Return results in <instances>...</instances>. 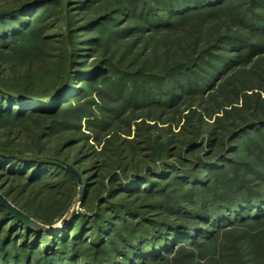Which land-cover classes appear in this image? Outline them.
I'll return each mask as SVG.
<instances>
[{
    "label": "trees",
    "instance_id": "16d2710c",
    "mask_svg": "<svg viewBox=\"0 0 264 264\" xmlns=\"http://www.w3.org/2000/svg\"><path fill=\"white\" fill-rule=\"evenodd\" d=\"M33 37L65 46L61 85L41 90L31 77L35 54L25 43ZM86 53H95L83 61L89 76L75 84ZM263 88L264 0L0 6V181L23 182L24 192L0 190L52 224L78 192L73 167L84 180L79 200L86 208L48 231L27 226L0 203V264H158L181 256L243 264L244 243L255 264H264V100L251 103ZM98 97L109 103L101 116ZM139 110L150 111L143 125L163 121L170 129L155 147L143 131L156 162L131 168L125 159L136 157L125 153L115 123ZM84 118L96 140L113 129L103 142L115 144L116 167L98 186L96 164L80 168V160L61 158L66 147L88 142V134L76 136ZM124 121L129 129L134 122ZM63 132L74 134L51 152L47 142Z\"/></svg>",
    "mask_w": 264,
    "mask_h": 264
},
{
    "label": "rangeland",
    "instance_id": "374dc122",
    "mask_svg": "<svg viewBox=\"0 0 264 264\" xmlns=\"http://www.w3.org/2000/svg\"><path fill=\"white\" fill-rule=\"evenodd\" d=\"M14 0H0V6L3 4H12ZM44 9H40V12H42ZM58 31L57 28L51 29V32H56ZM60 41H55L54 39L48 40V42L43 41L42 39L38 37H33L29 41L25 43V49L28 51L29 54L33 53L35 54L32 58L33 61V67L30 71V75L32 78L38 81L39 87L41 90H46L48 89L49 86H53L55 83L56 85H61L60 81V76L63 74L64 70L67 67L68 64V53L67 50H65V46L63 43H59ZM36 47L40 49H36ZM105 47V46H103ZM103 50L106 48H102ZM100 51V50H99ZM85 55L88 56H95V53L93 55H90L89 53H86L82 55L81 57V64L78 66V72L74 74V80L73 82H76L75 84H81V80L85 78L87 75L89 76V73L85 71V65L83 61L85 60ZM100 57V53H98V59ZM119 57V56H118ZM117 57V60H118ZM94 58V57H93ZM93 58L89 60V66H92L95 61H93ZM252 93L251 91H249ZM253 97L251 99V103L253 104L256 99L264 100V88L261 90H256L253 93ZM94 98H96L94 96ZM106 100V99H105ZM102 100L100 97L96 99V106L95 109L96 112L95 114L101 116L103 114H106L107 112L104 110V108H107L109 103L106 100ZM103 111H101V110ZM150 113L148 110H139L131 115L125 116V119L123 120H134L132 123L131 128L126 125L125 121L123 120L115 123V129L120 128L121 131H119L121 138L119 139V142L123 143V148L125 150V153L130 155H133L136 157L135 160L130 161V158H126L125 162H133L130 167L132 168L135 165L144 168L147 165H153L155 161V158L157 156L153 155L151 152V145L152 146H160L161 143H164L165 138L167 137V133L169 132V123L165 122H160L158 127H154L155 121L149 120L146 122L147 125H143L144 122L143 118H141L143 115ZM218 115H223V112H220ZM131 116V117H130ZM147 116V115H145ZM136 119H134V118ZM166 118V117H165ZM215 118V116L213 117ZM210 121H213L211 119ZM31 124V122H30ZM183 122L180 124V126H174V131L173 132H179L181 129V125ZM148 125H151L153 127H150ZM88 123L87 120L84 118L82 120V132L77 133V137H81L82 133L88 134L89 140L88 142L83 141L81 144L75 145V146H69L64 149L61 153V158L66 159L71 162H75L77 160H80V168H85L87 166H95L93 164H96V170L94 169V173H96V180H97V186L99 185L100 182H104L107 180L111 172L114 171L115 169V164L114 162L117 160L116 155L113 154V149L115 144H110L108 145V149L104 148L105 143L103 142L105 138L110 137L113 134V129L111 128L110 131H105L102 132L101 134L104 133V137L102 138V141L96 140L95 139V133L93 130L88 129ZM158 128V129H156ZM150 129V130H149ZM147 130L149 135L152 136V138L155 140V142L151 143L149 145L144 141V133L143 131ZM74 134V132H63L59 133L56 136H54L50 141L47 142L49 149H51L53 152L54 150H57L61 147L62 143L71 135ZM73 136V135H71ZM22 139H26V137H23ZM119 142H115L116 144ZM85 145L84 149H81L82 146ZM107 149V150H106ZM101 153V154H100ZM87 154H91V157H86ZM93 157V158H92ZM91 158V159H90ZM94 160L96 163H94ZM115 160V161H114ZM102 182V183H103ZM23 182H7L5 179L0 181V186H5L3 189L8 190L10 188L16 189V191H19L20 194L24 192L22 184ZM13 184V185H12ZM19 184V185H18ZM79 188V187H78ZM0 193H2V190H0ZM78 193V192H77ZM4 195V194H3ZM5 196V195H4ZM77 196V194L74 196V198ZM81 196V195H80ZM6 197V196H5ZM7 198V197H6ZM73 198V199H74ZM80 198V197H79ZM8 199V198H7ZM73 201V200H72ZM72 204V203H71ZM76 211L77 212H85L86 208L82 205L81 201L77 203L76 206ZM264 231V230H263ZM244 243V257H243V264H255L253 260V254L251 253L252 248L248 249L245 248ZM189 250V249H188ZM247 251V253L245 252ZM186 252V251H185ZM231 258H233L232 254L230 253ZM217 264H222V260L217 258ZM175 259L172 261L166 260L163 263H158V264H211L209 263L210 261L205 258L201 257H196L194 259H185L183 256L179 257L174 263ZM234 264V263H231Z\"/></svg>",
    "mask_w": 264,
    "mask_h": 264
},
{
    "label": "water",
    "instance_id": "95a60500",
    "mask_svg": "<svg viewBox=\"0 0 264 264\" xmlns=\"http://www.w3.org/2000/svg\"><path fill=\"white\" fill-rule=\"evenodd\" d=\"M71 169L76 173L78 182H79V188L77 196L73 199L72 204L66 211V213L56 222L52 224H43L34 218L30 217L28 214H26L24 211H22L19 207L14 205L10 200H8L3 194L0 193V203L7 208L8 211H10L14 216H16L18 219H20L23 223H25L27 226L31 228H35L38 230H58L61 227H63L68 220L72 217L74 212L76 211L77 203L79 202V197L82 195L84 190V180L81 175V173L71 167Z\"/></svg>",
    "mask_w": 264,
    "mask_h": 264
}]
</instances>
